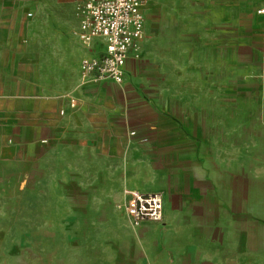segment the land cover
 <instances>
[{"label":"crops","instance_id":"obj_1","mask_svg":"<svg viewBox=\"0 0 264 264\" xmlns=\"http://www.w3.org/2000/svg\"><path fill=\"white\" fill-rule=\"evenodd\" d=\"M76 1V42L56 44L49 28L48 42H35L32 0H0V164L45 163L54 149L74 143H90L100 163V148L121 146L115 161L119 188L161 194L164 216L138 229L129 220L109 223L115 230L108 232L107 264H260L258 235L245 233L250 223L244 215L242 146L224 149L176 111H157L141 96L118 111L112 101L100 104L95 92L113 83L80 87L81 61L100 56L104 45L97 41L89 49L75 37ZM145 30L144 42L146 22ZM235 43L241 65L236 91L204 78L205 101L223 94L264 98V16L253 17ZM84 53L77 82L69 80L65 68ZM136 61L128 62L126 74Z\"/></svg>","mask_w":264,"mask_h":264},{"label":"rangeland","instance_id":"obj_2","mask_svg":"<svg viewBox=\"0 0 264 264\" xmlns=\"http://www.w3.org/2000/svg\"><path fill=\"white\" fill-rule=\"evenodd\" d=\"M32 1L36 43L48 42V28L51 43L76 42L74 0ZM260 6L259 0H145L147 39L136 67L122 86L95 94L117 111L141 96L157 111H176L224 149L242 146L245 233L258 235L264 264V98L223 94L205 101L202 94L204 78L236 91V35L251 28ZM85 55L65 68L69 80L77 82ZM88 144L54 149L45 163L0 164V264H107L108 232L115 230L109 223L128 220L117 209L124 192L115 161L123 149L100 148L98 163Z\"/></svg>","mask_w":264,"mask_h":264},{"label":"built area","instance_id":"obj_3","mask_svg":"<svg viewBox=\"0 0 264 264\" xmlns=\"http://www.w3.org/2000/svg\"><path fill=\"white\" fill-rule=\"evenodd\" d=\"M145 0H77L75 14L79 27L77 40L91 49L97 41L104 45L100 56H87L80 64V87L97 86L104 82L123 85L127 64L139 60L146 38ZM257 14L264 16V0ZM29 17H32L30 14ZM71 107L76 102L71 101ZM62 114V112H61ZM117 209L123 212L133 228L145 222H161L164 201L161 194H142L126 190Z\"/></svg>","mask_w":264,"mask_h":264}]
</instances>
